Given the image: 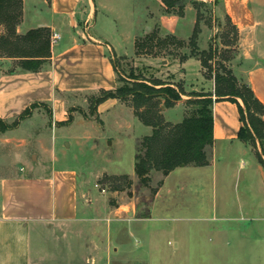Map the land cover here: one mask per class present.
<instances>
[{
  "label": "crops",
  "instance_id": "obj_1",
  "mask_svg": "<svg viewBox=\"0 0 264 264\" xmlns=\"http://www.w3.org/2000/svg\"><path fill=\"white\" fill-rule=\"evenodd\" d=\"M221 1L226 15L238 28L242 57L250 63L244 69L245 80L264 103V0ZM97 16L96 0H23L18 33L45 26L50 28L51 35L57 31L61 37L54 43L51 41L49 62L38 71L23 70L18 66V58L0 55L1 118L13 120L32 103L43 102L45 105L40 104L19 126L36 112L43 113L39 110L42 106L48 108L53 128L89 123L83 118L70 120V109L76 106L69 104L70 99L102 89H116L119 73L113 59L136 56V38L148 31L144 29L134 34V47L129 52L110 35L96 29ZM178 28L165 29L184 38L180 34L182 29ZM5 31L2 26L1 32ZM192 31L189 29V34ZM163 61L166 66L163 69L173 75L165 81L181 83L184 88L182 100L163 109L165 115L169 108H179V114L165 116L167 120L178 122L186 114L184 101L195 97L191 93L213 92L215 80L204 75L201 60L196 57L189 56L171 65ZM96 112L103 124L105 113H114L121 128L119 133L128 136L135 133L137 144L152 132V126L140 120L134 107L118 97L98 103ZM213 114L215 139L210 164L176 167L163 175L155 194L154 200L167 179L179 169H187L182 170L186 176L181 179L183 188L207 192L204 198H172L166 202V211L160 216L164 221L161 242L159 247L153 246L160 253L159 264H264V155L239 137L243 122L236 102L215 100ZM139 123L145 128L138 129ZM32 131L36 144H42L40 150L34 147L32 152L38 163L27 164L22 172L0 179V264H32L34 225L50 220H74L81 211L80 191L85 179L75 166L58 164L61 157L56 149L57 135H53L52 145L48 146L43 143L40 129ZM13 139L21 142L17 154L23 160L27 149L22 146L28 140L11 137L8 141ZM49 160V170H41ZM191 174L198 177L191 179ZM181 206L186 209L178 208ZM170 207L172 211L167 210ZM153 218L151 212L150 215L132 216L131 222ZM172 221L178 223L172 224ZM180 221L194 224L182 230ZM133 225L140 229L145 227L140 223ZM148 238L152 240L156 236L149 233ZM146 264H149L147 260Z\"/></svg>",
  "mask_w": 264,
  "mask_h": 264
},
{
  "label": "rangeland",
  "instance_id": "obj_2",
  "mask_svg": "<svg viewBox=\"0 0 264 264\" xmlns=\"http://www.w3.org/2000/svg\"><path fill=\"white\" fill-rule=\"evenodd\" d=\"M96 1V29L110 35L123 49L129 52L133 50L135 33L148 29L137 36L136 39L140 40L153 34L154 44H147V49L142 53L115 57L122 78L128 80L131 76L134 80L132 76L135 75L143 81L163 77V80H167L173 75L163 69L166 67L163 60L171 65L179 62L184 54L198 58V52L209 51L212 47L215 56L209 61L210 67L201 61L204 75L213 78L215 72L231 69L239 82L245 81L244 69L250 63H246L242 57L239 31L236 36L221 0H178L174 5H167L164 0ZM198 15L199 33L197 47H194L190 39ZM177 26L183 30L180 34L184 38L175 35L184 41L181 45L162 46L158 43L159 38L172 34L166 31L167 28ZM189 29L192 31L190 34ZM124 79L120 84L125 83ZM200 92L204 93L202 90ZM99 95L100 91L70 99L69 104L76 105L70 109L71 121L83 118L89 122L87 125L74 123L72 127L64 125L53 128L49 110L42 106L39 110L43 113L36 112L19 127L0 134V179L22 172L27 164L38 163L37 156L33 157L32 152L34 147L40 150L42 144H36L33 140L34 128L40 129L43 143L48 146L52 145L53 135H57L56 149L61 157L58 164L75 166L85 179L80 191L81 211L76 219L43 221L34 225L32 264H146V260L149 264H159L160 253L153 246L159 247L161 242L160 231L164 221L160 216L162 211H166V202L172 198L192 200L206 197V191L182 187L181 179L186 177L182 170L187 169H179L167 179L163 190L154 200L163 173L153 171L148 186L140 183L134 168L136 134L121 135L114 113H105L103 124L94 108ZM179 113V108H169L165 116L169 118ZM137 127L144 129L145 125L139 123ZM11 137L28 140L22 146L27 149L23 153V160L17 154L21 150V142H15V139L8 141ZM251 145L256 152L264 155L260 140L256 139V144ZM50 164L49 160L41 170H49ZM126 174L133 181L132 185H128L124 178L116 179ZM192 177L197 178L198 175L191 174ZM116 183L122 184V189L115 190L113 186ZM178 208L186 209L183 206ZM167 210L172 211V208ZM151 212L155 218L133 222L145 225L143 229L132 224V216L150 215ZM193 224L180 221L179 228L187 230ZM149 233L155 234L156 238H152L155 242L148 238Z\"/></svg>",
  "mask_w": 264,
  "mask_h": 264
},
{
  "label": "trees",
  "instance_id": "obj_3",
  "mask_svg": "<svg viewBox=\"0 0 264 264\" xmlns=\"http://www.w3.org/2000/svg\"><path fill=\"white\" fill-rule=\"evenodd\" d=\"M177 1L164 0L167 5H174ZM22 15L23 0H0V55L18 58V66L23 70L38 71L49 62L52 55L51 30L44 26L18 33L17 26L22 20ZM227 17L237 36L238 28L230 16ZM198 20L199 15L190 39L194 47H197ZM2 26L5 32H1ZM152 36L153 34H150L146 39H136L137 54L145 51L147 44H154ZM158 41L162 46L181 45L184 42L174 34H169L163 39L159 38ZM196 55H199L198 58L203 65L209 67V61L215 56L212 47L209 51L202 50ZM187 57L189 56L184 54L180 59ZM113 60L118 67L115 59ZM132 77L134 80L131 76L127 80L119 74L118 87L100 90L94 108L96 111L97 104L109 97H118L134 107L136 115L142 122L152 126V132L138 141L135 154V173L142 185L150 184L153 171H160L166 175L178 166L210 164V153L215 139L213 114L215 100L229 99L236 102L243 122L239 137L249 144H256L258 139L264 149V103L256 96L246 80L239 82L231 69L215 72L213 92H192L195 97L184 101L186 114L178 122L167 120L163 109L174 106L182 100L184 88L181 83L165 81L161 78L143 81L135 75ZM123 79L125 83L120 84ZM40 104L45 105L43 102H34L12 121L0 117V134L18 127L21 120L31 115L33 109ZM122 178L128 182V185H132L133 181L128 179L127 174L116 177L117 180ZM122 187L120 183L113 186L115 190Z\"/></svg>",
  "mask_w": 264,
  "mask_h": 264
},
{
  "label": "built area",
  "instance_id": "obj_4",
  "mask_svg": "<svg viewBox=\"0 0 264 264\" xmlns=\"http://www.w3.org/2000/svg\"><path fill=\"white\" fill-rule=\"evenodd\" d=\"M61 37V34L57 31H54L51 35V41L54 43Z\"/></svg>",
  "mask_w": 264,
  "mask_h": 264
}]
</instances>
